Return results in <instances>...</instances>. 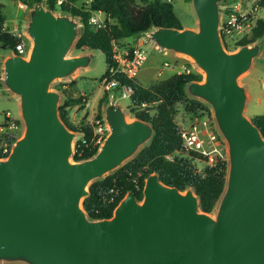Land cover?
I'll return each mask as SVG.
<instances>
[{
	"label": "water",
	"instance_id": "1",
	"mask_svg": "<svg viewBox=\"0 0 264 264\" xmlns=\"http://www.w3.org/2000/svg\"><path fill=\"white\" fill-rule=\"evenodd\" d=\"M223 2L192 0L196 28L146 31L160 50L187 55L204 72L186 89L211 106L227 143L228 174L216 211L201 210L192 186L181 190L151 172L142 199L129 190L112 216L100 219L83 207L90 184L132 158L154 126L128 119L112 97L104 108L108 135L93 157L75 160L79 132L62 118L61 93L51 84L89 67L94 54L69 56L82 25L74 15L42 2L31 6L29 54L12 52L2 67V84L19 97L24 132L0 156V263L264 264V136L246 114L248 91L239 81L261 43L227 49Z\"/></svg>",
	"mask_w": 264,
	"mask_h": 264
},
{
	"label": "trees",
	"instance_id": "2",
	"mask_svg": "<svg viewBox=\"0 0 264 264\" xmlns=\"http://www.w3.org/2000/svg\"><path fill=\"white\" fill-rule=\"evenodd\" d=\"M81 0H46L44 3L56 12H64L78 17L82 23L80 35L75 43L76 48L101 50L106 54L108 70L103 78L109 76V67L114 64L112 59V41L121 44L128 38L145 33L153 25L182 28L181 20L174 11L172 2L165 0H91L88 6L79 5ZM30 7L43 0H23ZM264 6V0H260ZM4 3L0 1V47L14 51L16 44L24 37L21 33L14 34L5 28L6 15ZM99 13L104 24L97 27L91 17ZM226 39V35L223 32ZM264 37V18H259L252 28L251 36H243L236 47L252 43ZM226 41V40H225ZM228 44V43H227ZM2 68L0 67V87ZM120 85L129 84L134 92L130 97L129 107L138 118L150 122L154 126V134L150 141L118 169L103 178L94 180L89 187V195L83 200V207L92 219L110 217L120 200L129 190H134L138 199L143 197L145 177L151 172L159 173L160 179L168 184L185 190L192 186L200 197V208L212 212L226 185L229 162L227 158H218L214 164L198 169L196 161L203 160L195 152L183 150L179 125L175 120L176 104L183 102L191 114L211 115L209 105L187 92V84L191 80H201L202 74L196 70L191 72L173 73L169 77L143 86L136 77L127 78L116 74ZM76 84V81L73 82ZM119 87L105 89L99 100L97 118L103 119V103L112 94L116 95ZM83 102V97L69 96L60 106L61 116L75 130L81 132L76 141L73 158L83 160L93 157L100 144L95 143L93 125L82 119L80 126L68 122L65 109ZM200 112V113H199ZM264 136V113L252 117ZM6 134L0 133V143ZM16 137L13 138L15 140ZM12 140V141H13ZM0 156L4 157L0 150Z\"/></svg>",
	"mask_w": 264,
	"mask_h": 264
},
{
	"label": "rangeland",
	"instance_id": "3",
	"mask_svg": "<svg viewBox=\"0 0 264 264\" xmlns=\"http://www.w3.org/2000/svg\"><path fill=\"white\" fill-rule=\"evenodd\" d=\"M0 1L4 3L3 11L6 15L5 28L8 29L11 33L18 35L21 33V35L25 36L24 34L25 27L29 19V10L31 9V7L28 4H25L23 0H0ZM45 1L46 0H43V4H45L44 3ZM90 1L91 0H81L78 2V4L88 6ZM138 1L141 2V0ZM165 1H169L173 3L174 11L181 20L182 27H194V28L197 27V16L192 5V0H165ZM234 3L237 4L238 7H240L239 9L241 12L252 10V15L250 17V24L244 29V31L239 33L235 32L233 36H229V38L226 37L225 39L226 47L230 51L237 50L240 46L236 47L235 42H237V40H239L245 35L251 36L252 28L256 24L257 19L264 18V6L260 4V0H224L221 7V21L226 16V13L228 12L227 8L229 7V5ZM76 18L79 19L78 17ZM25 41L27 42V44H29L31 40H29L27 37ZM257 41L261 43V51L259 55L254 59L250 69L246 71L243 75H241L239 78L240 83L247 87L248 104L246 107V114L250 118L264 113V37L254 42ZM128 42L139 43L145 50V60L141 66L140 71L136 75L137 80L143 86L151 85L152 83L165 79L169 77L171 74L176 73L175 69L179 67L178 65L184 63L186 65H190V64L195 65L193 59L187 55L160 50L153 42H150L147 39L146 32L128 38L127 40L124 41V43H128ZM91 51L94 54V60L89 67L77 70L70 77L56 79L51 84L52 89H55L61 93L59 107L64 103L65 99L69 96L83 97V102L81 104L68 107L65 109L68 122L74 127L75 126L79 127L83 118H85L86 121L88 122H91L93 121V119L97 118V114L99 111V100L104 95L106 89L103 78L104 74L108 70L106 54H104L101 50H90L88 48L78 49L74 45L69 52V56L78 55L81 53H87ZM11 53L12 51L4 50L0 47L1 67H3V62L5 58L9 56ZM165 61L171 63V67L164 66ZM195 68L198 72L202 74V78H201L202 80L204 76V72L196 65ZM74 81H76V84H73ZM16 97L10 91H8L4 87V85L0 87V127L2 126L4 128V131L14 132L16 135L15 140L21 137L24 132V122L20 114L19 97L18 96ZM112 97H114V99H116L126 110L128 119L136 118V116L134 115V113L131 112L129 107L130 98H123L119 94L113 95L110 98ZM105 104L106 103H103L102 105L103 114H104ZM209 107L211 109V115L208 116V114H205L204 116H208L214 119L212 108L210 105ZM6 111H10L12 115V119L18 122L16 126L13 128L9 127L7 118L3 114ZM197 115L191 114L185 108V103L180 102L176 104L175 120L178 125L183 126L190 124L191 122L194 121V118ZM78 132L79 135L74 141V151H75L76 141L79 137H81V132L79 130ZM0 133L3 134L4 132H0ZM15 140L10 142L11 149L15 143ZM196 163L198 169L201 170L202 167L205 165V160L204 159L201 161L198 160L196 161ZM216 207L212 211V213L216 211ZM0 264H20V263H0Z\"/></svg>",
	"mask_w": 264,
	"mask_h": 264
},
{
	"label": "built area",
	"instance_id": "4",
	"mask_svg": "<svg viewBox=\"0 0 264 264\" xmlns=\"http://www.w3.org/2000/svg\"><path fill=\"white\" fill-rule=\"evenodd\" d=\"M62 0H58L61 3ZM237 4L229 5L226 16L221 21V31L226 37L233 36L235 32L239 33L250 24L251 11L241 12ZM91 21L97 26L101 27L104 22L99 13L91 17ZM25 36L15 46L12 52L27 56L31 47V39L24 33ZM28 37L29 44L25 41ZM112 59L114 64L109 67V76L104 78V85L106 89L119 87L116 94L123 98H130L134 89L129 84L120 85L119 81L114 77L116 74H122L127 78L136 77L145 60V50L139 43H124L121 44L118 40L112 41ZM164 66L171 67V63L165 61ZM176 73L191 72L196 70L194 64L178 65ZM1 67V65H0ZM2 68V67H1ZM197 71V70H196ZM2 76V75H1ZM112 94L111 96H113ZM10 128H13L18 123L12 119L10 111L4 112ZM209 116V115H208ZM208 116H195L194 121L187 125H179V132L182 138L183 150L187 152L197 153L208 165L214 164L218 158H227V143L221 133L219 132L215 119ZM94 128L95 143L101 144L109 132V128L105 118H95L90 122ZM0 132L6 134L5 139L0 143V150L3 154H9L13 138L16 136L14 132L4 131L0 127Z\"/></svg>",
	"mask_w": 264,
	"mask_h": 264
},
{
	"label": "crops",
	"instance_id": "5",
	"mask_svg": "<svg viewBox=\"0 0 264 264\" xmlns=\"http://www.w3.org/2000/svg\"><path fill=\"white\" fill-rule=\"evenodd\" d=\"M14 95V94H13ZM15 96V95H14ZM16 97V96H15ZM17 98V97H16ZM4 114V113H3Z\"/></svg>",
	"mask_w": 264,
	"mask_h": 264
}]
</instances>
